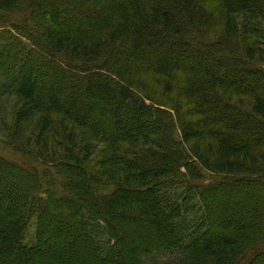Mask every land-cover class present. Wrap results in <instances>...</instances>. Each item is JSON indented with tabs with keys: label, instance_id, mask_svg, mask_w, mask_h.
I'll use <instances>...</instances> for the list:
<instances>
[{
	"label": "trees",
	"instance_id": "1",
	"mask_svg": "<svg viewBox=\"0 0 264 264\" xmlns=\"http://www.w3.org/2000/svg\"><path fill=\"white\" fill-rule=\"evenodd\" d=\"M0 131V264H264V0H0Z\"/></svg>",
	"mask_w": 264,
	"mask_h": 264
},
{
	"label": "rangeland",
	"instance_id": "2",
	"mask_svg": "<svg viewBox=\"0 0 264 264\" xmlns=\"http://www.w3.org/2000/svg\"><path fill=\"white\" fill-rule=\"evenodd\" d=\"M40 22L42 24H46V23H50L51 20L48 18H43L42 20L40 19ZM39 29H36V35L38 34ZM261 32H263V30H261ZM44 54V50L40 51V49H37L36 52V56H35V61L38 62L40 61V56ZM16 61L12 60V66H15ZM34 63V62H33ZM78 73V72H77ZM43 75V74H42ZM17 77V76H16ZM16 79V78H15ZM251 81V80H249ZM11 120V117H10ZM6 135L5 133H2V131H0V150H1V154L8 157V158H13L15 160H24V157L19 153L16 152L14 150V148L12 146H8L7 144H5V141L3 139V136ZM180 133L178 132V135ZM0 171H2L1 167H0ZM217 176H213L211 173H208V181H211L213 179H216ZM0 179L4 180L5 182H8L9 184L16 186L18 188H21V185H19L21 182L20 181H16L12 178H10L9 176L3 174L1 172L0 174ZM231 185H227L226 187H224V189L222 190V196L220 197H216L215 199L213 198L212 200L217 203H221L224 199L229 198H233V200L235 199V202H232V207H231V211H229L227 214H229L230 216H232L233 218H237L239 212H241V207L238 204L240 202V198L242 199V197L244 196H248L249 192H255L257 193V195H253L256 197L255 200H251L248 203V206H250V212H248L249 214H247V210H245V212L243 214H246L247 216H252L254 217L255 212L257 211V207H259L260 209L262 207H264V200L262 199L264 197V187L263 186H257V185H251V184H243L242 186H240L239 188L236 187L235 188H231ZM222 197V198H221ZM250 198V197H248ZM262 210V209H261ZM253 212V214H252ZM199 216V213L196 214H192L190 216H188L187 220L188 221H196L197 218ZM252 217H250L249 219H251ZM222 220L220 219H216L215 218V222H220ZM224 221V220H223ZM256 222V221H255ZM36 218H34L30 224L29 227L25 233V238H24V243L27 245H30V243H32V241L35 238L36 235ZM237 235V231L232 230L231 232H229L228 237L229 238H236ZM157 249L155 251V253L149 255L148 257H144L141 261V264H187V257L186 254L184 252L181 251H161L160 250V246H156ZM251 253V254H250ZM247 253L246 258L250 259L251 257H253L252 252ZM260 260L264 261V255L260 256ZM247 262V259L244 260V263ZM255 264H262L260 263V261L257 260V262Z\"/></svg>",
	"mask_w": 264,
	"mask_h": 264
}]
</instances>
